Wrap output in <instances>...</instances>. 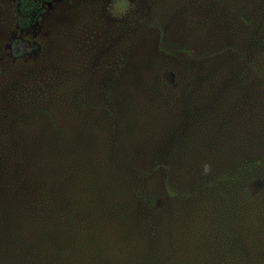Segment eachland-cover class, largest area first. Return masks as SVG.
Listing matches in <instances>:
<instances>
[{
    "label": "trees",
    "instance_id": "obj_1",
    "mask_svg": "<svg viewBox=\"0 0 264 264\" xmlns=\"http://www.w3.org/2000/svg\"><path fill=\"white\" fill-rule=\"evenodd\" d=\"M41 1H17L19 28ZM155 25L160 54L215 60L220 77L197 96L155 79L166 127L149 138L132 133L139 109L113 105L126 82L102 100L31 95L24 132L0 130V264H264V35L261 52H193Z\"/></svg>",
    "mask_w": 264,
    "mask_h": 264
},
{
    "label": "rangeland",
    "instance_id": "obj_2",
    "mask_svg": "<svg viewBox=\"0 0 264 264\" xmlns=\"http://www.w3.org/2000/svg\"><path fill=\"white\" fill-rule=\"evenodd\" d=\"M17 1L0 0V130L8 137L24 132L21 104L39 89L56 96L57 86L72 84V95L102 100L112 95L111 80L134 90L111 98L139 109L130 119L132 133L154 137L166 127L153 111L155 79L197 96L221 72L209 58L160 54L155 22L167 43L193 52L216 43L228 53L232 47L261 52L255 46L264 35V0H42L26 29L17 26Z\"/></svg>",
    "mask_w": 264,
    "mask_h": 264
}]
</instances>
